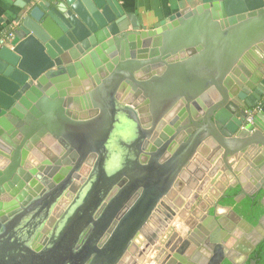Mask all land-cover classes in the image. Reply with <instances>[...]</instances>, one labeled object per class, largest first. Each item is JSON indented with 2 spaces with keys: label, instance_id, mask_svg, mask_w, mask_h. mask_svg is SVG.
Masks as SVG:
<instances>
[{
  "label": "water",
  "instance_id": "1",
  "mask_svg": "<svg viewBox=\"0 0 264 264\" xmlns=\"http://www.w3.org/2000/svg\"><path fill=\"white\" fill-rule=\"evenodd\" d=\"M17 7L13 37L0 38V264H119L162 197L166 226L174 194L212 191L225 173L224 186L242 193L237 202L253 194L254 176L264 192V106L244 130L247 113L232 116L264 92V0H201L153 30L130 16L105 36L99 30L124 14L118 0ZM253 150L247 171L233 168ZM231 214L256 231L253 251L264 217L253 228ZM208 220L225 234L221 219ZM194 236L188 247L200 245ZM217 238L210 264L228 258ZM182 250L176 259L186 264Z\"/></svg>",
  "mask_w": 264,
  "mask_h": 264
},
{
  "label": "flooded vegetation",
  "instance_id": "2",
  "mask_svg": "<svg viewBox=\"0 0 264 264\" xmlns=\"http://www.w3.org/2000/svg\"><path fill=\"white\" fill-rule=\"evenodd\" d=\"M200 1L201 0L194 1L192 6L188 8L196 7ZM136 3H137L135 4L136 6L133 7L131 10L129 8L122 6V4L119 2V4L121 5L124 11V14L117 16V18H113V19L111 18L113 21L111 20L112 22H109L105 27L100 29L99 30L100 33L105 36L108 32L110 33L111 28L114 25H116V27L123 25L126 20H129L130 16L137 17L138 21L142 25L141 30H153L150 26H145L143 20L139 19L137 14L139 3L138 1H136ZM181 11H183V9L177 10L175 13L168 16V18L166 19V24H169L171 18L176 16ZM244 92L248 93V96L254 94V92L253 91L250 92L249 89L244 90ZM262 94H263L262 97H260V99L255 102L256 107L253 108L250 112L248 111L246 112L242 108H240L235 112V115H232L234 118L237 117V115H245L247 113L244 119L245 124H243L244 125L242 128L243 130L245 129L246 125L248 126V124L251 125L253 124L252 123L253 121L251 123L248 122L249 116L253 114V118L255 119L259 111H261L262 106H264V92ZM77 97H81V96H77ZM244 104L249 105V103L247 102H245ZM242 118L243 116H240L238 119L240 120ZM261 124L262 126H264V121ZM225 127L226 125L222 126L221 129H218V132L219 133L223 132ZM256 131L258 130L255 129L251 133L256 134ZM239 133L240 130L238 133L234 134L233 137L238 135ZM262 133L264 135V131ZM256 156L257 153L255 152V150L249 152V154L248 152L246 155L243 154L239 159H236V164L234 165L233 168L237 169L241 164L240 168L242 169V171H247L248 167L251 164H253L254 158ZM231 161H233V159H231ZM87 166H85L81 171V173H79V175H81L82 178L89 176L88 168L94 166V160H91ZM224 177L226 180L230 179L229 175H226V173L224 174ZM232 178L234 179V177ZM247 178L248 177H246V179ZM253 180L254 181L252 182L250 179H247L249 184L252 185L251 191L253 192V194L251 196H246L240 202L236 201V199L242 195L240 189L239 188L233 189L229 186L225 187L224 186L225 181L221 182L220 180H219V184L221 185V187L215 189L213 187L212 191L208 190L206 192L204 191L202 193L200 192L197 193L196 191L197 189L194 188L190 190L191 193L188 194L187 192V197H184V195L178 191L176 194H174L175 196L173 195V197H171L173 200L170 199L171 201L179 203L178 211L173 216L172 220H170L169 223L167 222L166 226H165V216H166L165 211L167 208L165 207V197H162L159 200V203L154 212V216L152 220L150 221L149 224H146V226L143 227L141 230L142 235H144L145 237L141 236L137 241L132 242V244H134L137 249L133 248L131 252L130 250L127 251V253L124 254L119 264H181V262L176 259V255L180 253L181 249L185 250V252L182 254L181 257H183V260L186 261V264H201L203 262H205V264H210V260L213 257V255L208 253L211 251V245L213 244L212 240H215L217 237H218L217 240H219V242L220 240L221 241L226 240L225 247L227 249H225L226 251L225 253L228 254L227 257L230 258V259L225 258L221 262V264H249V262L250 264H256V260L252 259V255L254 254L258 245H260V243L264 240V238L258 245H256L255 249L251 251L249 246L250 239L251 237L254 236L256 231L254 229L247 232L244 231L240 227L239 223L234 220L231 214V212L234 211L237 215H239L241 218H243L248 223H250L253 226V228H257L259 226L260 220H262L264 214H262L257 219L256 223H252L244 216L238 213V210L242 212L248 209L247 208V204H249L248 200H250L253 204V206H251L250 214L256 213L257 209L260 207V206L258 207L257 205L258 203L264 207V203H263L264 192L263 190L256 189V184H261V182L260 180L256 179L255 176ZM74 181L76 182V184L81 185V183H78V181L76 180ZM120 183L121 182H119L115 186V189L118 188ZM187 189L189 188L187 187ZM112 195H113V191H110L106 195L103 204H106L108 201L107 199H110ZM180 199L183 202L179 201ZM170 200H168V202ZM231 201L236 203V206L235 204H231L230 203ZM235 210H237V212ZM167 212L170 213L169 211ZM55 213L56 212H53V215H55ZM52 216L49 220L44 222L46 225L48 224L47 226L45 225V227L50 229L49 236L54 231V226L56 222H58L57 221L58 217H56L57 214L55 218H53ZM211 216H214L217 220L221 219V221L225 224V226L227 227L225 234L218 235L215 232L213 223L210 220H208V218ZM90 219L93 222L96 221L98 218L91 217ZM91 221L88 222L87 230L84 233L81 240L75 244V246H77V249L84 244L88 233L92 230V228H94V225ZM49 223L50 224L54 223V224L51 227L49 226ZM179 224L181 225V227L177 226ZM157 229L161 231V233L159 234L158 239L155 241V243L150 248L147 249L144 246L148 243V241L153 239L152 236L153 232H155ZM192 235H195L194 237L196 241L198 240L200 241L199 246L197 245L196 246L192 245L190 247L187 246V242L190 241V237ZM248 237L250 239H248ZM148 245H150V242ZM214 247L216 246L213 245V249ZM140 253H142L144 259L141 256H139ZM207 256H209V258Z\"/></svg>",
  "mask_w": 264,
  "mask_h": 264
},
{
  "label": "crops",
  "instance_id": "3",
  "mask_svg": "<svg viewBox=\"0 0 264 264\" xmlns=\"http://www.w3.org/2000/svg\"><path fill=\"white\" fill-rule=\"evenodd\" d=\"M136 1L139 3L137 13L139 19L143 20L145 26L155 29L166 24L168 16L177 10L191 7L197 0H119L122 6L131 10L136 6ZM17 4L18 0H0V38L7 35L11 37L10 34L13 33L17 21L16 15L20 10ZM219 180L225 181L226 179L222 177Z\"/></svg>",
  "mask_w": 264,
  "mask_h": 264
},
{
  "label": "trees",
  "instance_id": "4",
  "mask_svg": "<svg viewBox=\"0 0 264 264\" xmlns=\"http://www.w3.org/2000/svg\"><path fill=\"white\" fill-rule=\"evenodd\" d=\"M230 203L231 204H235V206H236V203H234L233 201H231ZM248 203H249V204H247V208L248 209L247 210H244L242 212L237 209L238 210V213L241 214L242 216H244L250 222L256 223L257 222V219L262 214H264V207L258 203L257 205H258V207L259 206L260 207L257 209L256 213L255 214H250L251 206H253V204H252V202L250 200H248ZM237 210H235V211L237 212ZM252 259H255L256 260V264H264V240L256 248L254 254L252 255ZM249 264H250V262H249Z\"/></svg>",
  "mask_w": 264,
  "mask_h": 264
},
{
  "label": "built area",
  "instance_id": "5",
  "mask_svg": "<svg viewBox=\"0 0 264 264\" xmlns=\"http://www.w3.org/2000/svg\"><path fill=\"white\" fill-rule=\"evenodd\" d=\"M253 119H254V118H253V114H251V115L249 116V118H248V122L251 123V122L253 121Z\"/></svg>",
  "mask_w": 264,
  "mask_h": 264
},
{
  "label": "rangeland",
  "instance_id": "6",
  "mask_svg": "<svg viewBox=\"0 0 264 264\" xmlns=\"http://www.w3.org/2000/svg\"><path fill=\"white\" fill-rule=\"evenodd\" d=\"M178 227H181V225L179 224V225H177Z\"/></svg>",
  "mask_w": 264,
  "mask_h": 264
}]
</instances>
